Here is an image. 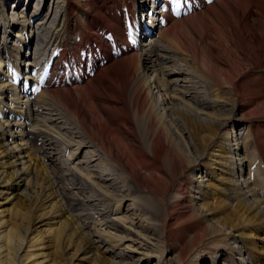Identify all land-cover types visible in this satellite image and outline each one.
Instances as JSON below:
<instances>
[{"label":"bare ground","instance_id":"obj_1","mask_svg":"<svg viewBox=\"0 0 264 264\" xmlns=\"http://www.w3.org/2000/svg\"><path fill=\"white\" fill-rule=\"evenodd\" d=\"M3 2L0 264H54L51 234L80 264H182L186 233L225 238L208 264H264V0H55L51 13ZM211 131L225 156L207 164L195 136ZM165 148L167 173L154 157ZM179 173L189 180L165 200ZM212 180L222 197L209 206ZM16 196L40 211L12 238Z\"/></svg>","mask_w":264,"mask_h":264},{"label":"rangeland","instance_id":"obj_2","mask_svg":"<svg viewBox=\"0 0 264 264\" xmlns=\"http://www.w3.org/2000/svg\"><path fill=\"white\" fill-rule=\"evenodd\" d=\"M16 1L17 0H4L3 5L5 8V11H10V10L16 9L18 12L23 11V12H27V13H30V12H38V13L50 12L51 13L52 7L55 6V0H18L17 1L18 3ZM79 1L82 2V0H79ZM211 1L214 2V0H211ZM137 2H138L137 5H140V0H137ZM13 4H14V6H13ZM141 4H142V2H141ZM80 7H81V9H84L83 5H81ZM49 17H51L50 18L51 20H54L53 15H50ZM27 36H29V30L27 31ZM29 45H30V49H29L28 56H26L27 55L26 50H23V52L21 54L23 58L20 59V61L26 59L27 57H28L27 59H29V56L30 55L33 56L34 51L38 48V45L33 41V36H31V40H30ZM11 64H12V66H14L13 61ZM21 67H24V65H22ZM24 77H25V73L21 72V74H20L21 80ZM61 77H63V76H61ZM243 85H247V84H243ZM243 85H242V88L244 87ZM212 133H213V131H211L205 135L206 140L203 139L202 135L195 136L197 138V141H198L197 145L200 149V152L204 154L205 162L207 164L208 163L210 164L209 159L213 155L217 156V154H218L222 157L225 156L224 153L222 152L223 140H222L221 136L216 135L217 137L215 136L213 139H211L210 135ZM220 135H221V133H220ZM33 148H34V146H33ZM36 148H34L32 151L33 157L35 155L34 151H36ZM38 154L41 155L39 152H38ZM169 156H170V151L168 149L166 150V148L163 149L162 151H160L157 155L155 154V156H154L155 160H157L160 164L163 165V168L166 171V173L168 172L167 164L169 162ZM34 159H35L36 164H37V162H39L37 169L40 170V172H42V170H41L42 166H40V161L36 160V157ZM63 160L64 159H62V161ZM202 160H201V163L203 162ZM63 165H65V162L63 163ZM57 166L59 167L58 163H57ZM67 166L69 168V165H67ZM210 171H212V170H210ZM256 172H254V178L257 179V181H261V177ZM202 174H203V176H205L204 170L202 171ZM181 178L183 180H185L186 178L189 180L188 173H179V176L176 175L175 178L171 180V183L169 184V187L166 189V192L164 194V198L166 197L165 200L170 195V193L172 192L174 187L177 185L178 179H181ZM260 184L262 185V183H260ZM182 185H183V183H182ZM203 192L204 193L209 192L203 200V202L209 206H213L214 204H218L219 203L218 200L221 199V197H222L221 187L214 180L209 182V186L205 187L203 189ZM91 195H92V193L88 192V194L86 196L90 197ZM70 199H71V197H70ZM156 199H158L157 196H156ZM12 201H14V202H12ZM12 201L10 204H6L4 206V210H6L4 212V216H5L4 220H5V224L8 226V229H10V231H11L9 236L14 238V237L21 235L22 230L23 231H29L30 229H32V225L34 224V219H35L36 215H38L37 213H39V211H40V209L37 207V206L40 207V203H37V204L30 203V202H28V200H25V198L23 196H16L15 199H13ZM34 206H36V207H34ZM178 207L181 209L180 205ZM83 217L80 218V221L81 220L83 221L85 219V217L84 218ZM69 219H71V217ZM161 219H163V216ZM37 221H38V218L35 219V222H37ZM74 225H75V223L73 224V226ZM35 226L38 229L36 231H39V230L41 231V229L38 228V225H35ZM87 228L91 229L92 226L88 225ZM90 229H87V230H90ZM185 229H187V228H185ZM51 236H52V234L43 238V244H44L43 245L44 246L43 252L47 255L48 258H50L52 260V262L54 264H69V263L80 264L79 263L80 256L78 257V254L75 251L76 247L69 245V243H67V242L63 243V240H62L63 237H61V240H59L60 236H58L57 238L53 237L54 235L52 237ZM185 236H186V241L191 244V247H190V251L187 253V256L185 255L184 258H182V264H208L209 256H211L213 258L215 255H218V256L224 255L223 248L225 245V238L222 236L219 238L204 241L203 243L193 241V238H191V236H189V234H187V233L185 234ZM53 238H55V239L53 240ZM173 243H174L173 241H170L169 247L171 245H173ZM171 248H172L171 251L173 253H175V254L178 253V249L176 247H171ZM88 250H90V249L88 248ZM123 253H124L123 251L120 252V250L118 251V249L113 250L114 255L115 254L123 255ZM211 253L213 255H211ZM97 258L99 259V261L102 259L104 264H110V262H109L110 259H109L108 255H106V254H98ZM94 264H96V262Z\"/></svg>","mask_w":264,"mask_h":264}]
</instances>
